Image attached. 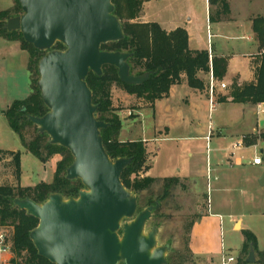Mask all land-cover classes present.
I'll return each mask as SVG.
<instances>
[{"label": "water", "instance_id": "95a60500", "mask_svg": "<svg viewBox=\"0 0 264 264\" xmlns=\"http://www.w3.org/2000/svg\"><path fill=\"white\" fill-rule=\"evenodd\" d=\"M19 3L23 13L3 28L20 31L27 43L46 52L38 61L37 86L48 112L28 119L51 144L71 152L66 179L84 186L77 197L54 192L43 203L14 199L15 206L39 220L30 232L38 254L53 264H168L171 247L159 244L156 227L146 230L160 203L140 210L139 196L124 185L122 174L132 158L109 155L101 133L109 123L98 119L99 105L87 83L90 72L101 76L105 65L115 66L129 85H141L151 75L132 73L131 52L102 49L125 38L113 1ZM57 43L65 49H55ZM259 183L264 186V172ZM257 261L251 243L245 264Z\"/></svg>", "mask_w": 264, "mask_h": 264}, {"label": "rangeland", "instance_id": "374dc122", "mask_svg": "<svg viewBox=\"0 0 264 264\" xmlns=\"http://www.w3.org/2000/svg\"><path fill=\"white\" fill-rule=\"evenodd\" d=\"M258 3L249 6V0H238L236 12L244 17ZM15 4L16 0H0V12L12 9ZM195 4L197 11L203 16L200 44L207 45L205 3L204 0H195ZM134 21L141 22L142 19L139 17ZM18 42H10L0 37V151L20 152L21 182L25 186H32L48 178L49 167L44 166L27 150L20 136L11 129L5 115V111L14 101L24 100L31 94V74L28 69L30 56L28 51L20 49ZM204 77L206 79V75ZM223 82L229 85V82ZM221 83L222 81L216 83V96L224 93L229 96L230 89L222 90ZM179 93H174V102L182 99L179 98ZM112 100L123 121L119 140H145L148 157L139 177H153L157 181L149 189L136 194L139 196L140 210L160 203L146 230L152 227L158 229L159 244L171 247L168 257H173V264H220L222 249L226 256L235 257L232 264H238L248 254L243 251V230L246 229H250L257 236L258 249L264 251V186L256 178L259 171L264 169V163L262 166L251 163L257 154L264 157V153H261V149L264 150V111L258 113L257 105L251 103L243 106L242 114L232 113L229 108L221 105L210 111L206 104L197 119L191 120L187 126H176L169 132L170 128L164 126L159 131V121L157 122L153 107L122 87L112 86ZM205 101L209 102V98H205ZM159 107H162L161 103ZM125 117L127 119L123 120ZM210 123L215 132L221 125L226 137L222 141L213 142L208 153L206 140L193 137L207 135ZM254 129L259 133H253ZM30 131L28 138L31 139L35 130ZM245 134L255 144L251 148L244 145L239 153L236 152V156H243V166L231 167L224 156L231 155V146L243 140ZM216 162L222 166V179L219 181L214 179L215 174L210 173V179L208 178L209 165L213 166ZM13 168L11 160L0 159V184H16ZM186 177H191V180L195 178L196 183L188 181ZM177 178L179 182L175 184L173 181ZM208 206L211 213L220 215L212 217L215 225L212 230L204 233L206 241L211 240L208 244L210 251H206L207 254H198L192 249L193 227L203 208L208 213ZM240 215L243 229L240 225L234 229V221Z\"/></svg>", "mask_w": 264, "mask_h": 264}, {"label": "trees", "instance_id": "16d2710c", "mask_svg": "<svg viewBox=\"0 0 264 264\" xmlns=\"http://www.w3.org/2000/svg\"><path fill=\"white\" fill-rule=\"evenodd\" d=\"M115 5V14L121 20L125 38L118 42L102 45V49L110 51H128L132 53L129 62L133 74L140 75L151 72L150 77L141 85L124 83L118 75V69L112 65L103 67L101 76L90 72L87 83L93 92V101L99 105L98 119L109 123L101 130L104 145L109 155L113 158L131 157V164L124 170L122 181L124 185L136 192L149 189L157 179L153 177H139L144 169L148 157L147 147L143 140L120 141L119 134L123 121L113 106L112 86L118 85L129 94L144 100L151 107L158 100L169 96L173 85L181 84L184 80L193 88L203 89L204 82L199 77L200 73H213L217 82L223 81L227 73L228 60L223 57H210L208 50H191L189 47L188 32L184 28L173 31L165 30L157 22H135L141 16L144 0H112ZM226 10L229 5L224 1ZM19 0L12 9L0 12V37L9 41H20L21 48L29 52L28 69L31 74V94L24 100H16L5 111L9 125L21 138L27 150L41 162H48L54 155L60 154L62 159L57 163L52 182H41L34 186L22 187L21 179V154L13 150L0 151V159L12 161L14 166L15 183L0 184V225L14 227V252L12 264H53L40 256L30 238V232L37 227L39 220L26 210H21L14 205L15 198H30L37 203H43L51 193H62L66 198L77 197L84 188L80 180L66 179V169L73 162L71 152L60 146L50 143L46 134H40L38 127L28 119V115L43 116L48 112L40 90L37 86L39 79L38 61L46 53L27 43L20 31L9 32L3 28L5 22L13 16L22 14ZM264 23V17L256 19L255 23ZM55 49H65L57 43ZM256 81L238 84L233 81L230 87V97L235 103H251L258 105L264 103V54L258 55ZM209 86V85H208ZM217 102L226 100L225 96L217 95ZM34 129V137L28 138L30 130ZM264 138V135H263ZM246 143L251 146L254 141L246 138ZM135 176L133 179L132 177ZM170 179L177 184L179 179ZM170 183H168L169 187ZM245 242L243 251L248 253L251 243L254 244L258 264H264V251L258 249L257 236L250 230H243ZM173 257H168V264ZM245 259L238 264H245ZM185 264V263H181Z\"/></svg>", "mask_w": 264, "mask_h": 264}, {"label": "crops", "instance_id": "0c3cea01", "mask_svg": "<svg viewBox=\"0 0 264 264\" xmlns=\"http://www.w3.org/2000/svg\"><path fill=\"white\" fill-rule=\"evenodd\" d=\"M224 1H226L229 5L228 10H226V7L224 6ZM249 1V6H253L254 3H259L256 5L257 7L254 6L255 8L252 11L250 9L249 14L244 17H240L236 12V10H238V0H204V24L206 25L208 33L207 45L200 44L202 42L201 30L203 28V25L201 24L203 21V16L201 12L197 11L195 0H144L143 11L140 18L142 19L141 22H157L169 32L179 27L184 28L188 32L189 47L191 50H208L211 58H226L228 60V67L226 76L224 77L223 81L229 82V85L227 86L228 89L233 81H237L240 85L256 81L258 53L264 47V23H255V21L260 17H264V0ZM244 4L245 2L243 3V5ZM18 46L21 50H23L20 43ZM205 75L206 79H204ZM199 77L204 82L203 89L193 88L189 86L186 80H184V82H182L181 84H176L171 87L168 97L155 102L153 110L156 113V117L158 118L157 122L159 121V125H157V127H159V131H161V128L163 126L169 127V132L176 126L179 128L187 126V123H190L191 120L197 119V117H199L200 112L203 110L206 104L210 109V100L207 103L205 101V98H209L208 85L210 84V74L200 73ZM180 90L181 93H179ZM176 92L179 93L180 96H178L182 99H179V101L176 100L174 102L173 95ZM221 96H225L226 100L222 102H216L215 106L221 105L222 107L229 108L230 112L232 113L242 114L244 112L243 106H247L250 104L235 103L232 101V98L226 93L222 94ZM160 103L162 104V107H159ZM126 119L127 118L125 117V119L123 120ZM253 133L258 134L259 131L257 129H254ZM206 136L207 135H200L193 138L206 140ZM225 137V131L223 130L221 125H219L217 131L213 132L210 145L213 142L222 141L223 139H225ZM246 138L247 135L245 134L243 138L245 142L244 145L247 148H251V146L246 143ZM134 140L137 139H121L120 141L126 142ZM242 148L234 151V153L231 152V155L229 156H224V158H226L230 162L231 167H240L244 165L243 156L239 157L235 155L236 152L239 153ZM256 156L259 155H255L254 158ZM61 159L62 157L60 156V154H56L48 162H42L44 166L49 167V176L46 180H41V182H52L57 163ZM253 159L251 163L254 166H262L264 163L263 162L261 165H255L253 163ZM222 161L223 158L221 159V163ZM207 162L209 164V157ZM209 168L211 175L215 174L214 179L216 181L222 179V166L219 162H216V164L213 166L209 165ZM263 172L264 169L260 170L256 178H260ZM189 178L190 179L187 178L188 181L196 183L195 178H192V180L191 177ZM230 178L231 177H227V179ZM19 183L22 187H28L22 184L21 179ZM218 215L220 214L211 213L209 206L208 213H206L204 208L202 209L198 220L194 224L192 232L191 242L194 252L198 254H205L206 251H210V247L208 246V244L211 243V240L207 239L206 241L204 233H207V230L209 232L213 229L215 224L212 221V217ZM239 221L240 226L243 229L242 215H240L239 218L234 221V229H236V224Z\"/></svg>", "mask_w": 264, "mask_h": 264}, {"label": "built area", "instance_id": "2783aa9c", "mask_svg": "<svg viewBox=\"0 0 264 264\" xmlns=\"http://www.w3.org/2000/svg\"><path fill=\"white\" fill-rule=\"evenodd\" d=\"M259 55L264 54V49L261 50L260 53H258ZM216 83L217 81L214 79L213 73L211 71L210 73V84H209V100H210V111L212 109L215 108L216 105ZM221 88L226 89L227 88V84L225 82L221 83ZM264 103H260L257 105V111L259 112H263L264 111ZM213 125L212 123L209 124V131L207 136L205 137L208 147V153L211 151L210 148V141L211 138L213 136ZM244 139L238 141L237 143L233 144L231 146V152L234 153V151L241 149L244 146ZM264 162V158L259 156H256L253 159V163L255 165H261ZM208 172H209V176L208 178L210 179V168H208ZM209 187V185H208ZM14 227L11 225H0V264H12V259L15 258L14 257ZM235 261V257L230 255V256H226L224 254V250H223V254H222V258H221V263L220 264H232Z\"/></svg>", "mask_w": 264, "mask_h": 264}]
</instances>
